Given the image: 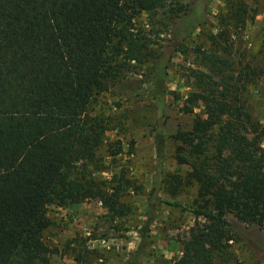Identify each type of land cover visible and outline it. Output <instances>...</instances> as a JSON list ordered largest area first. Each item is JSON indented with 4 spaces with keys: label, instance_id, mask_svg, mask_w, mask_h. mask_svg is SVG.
I'll list each match as a JSON object with an SVG mask.
<instances>
[{
    "label": "trees",
    "instance_id": "16d2710c",
    "mask_svg": "<svg viewBox=\"0 0 264 264\" xmlns=\"http://www.w3.org/2000/svg\"><path fill=\"white\" fill-rule=\"evenodd\" d=\"M209 1L0 0V264H51L58 250L45 241L50 205L98 201L112 218L132 212L122 199L131 184L125 175L98 176L108 169L105 158L122 152L120 142L116 149L106 144L105 121L93 114L98 92L117 78L123 61L138 59L145 49L133 33L143 13L173 3L175 51L203 24ZM232 20L235 27L245 22L243 14ZM161 52L152 59L151 81L163 124L170 56ZM203 59L208 71L192 72L195 84L182 109L193 115L190 128L172 136L176 164L190 170L185 177L163 173L165 138L155 125L157 169L146 219L136 229L138 243L125 264H143L157 206H177L162 199V191L174 196L196 187L190 208L196 220L181 248L172 249L179 253L172 264H230L235 239L229 217L264 230V125L242 100L245 85L237 77L247 76L249 65L230 75L226 61L212 53ZM78 248L75 264H87L89 252L81 243Z\"/></svg>",
    "mask_w": 264,
    "mask_h": 264
},
{
    "label": "rangeland",
    "instance_id": "374dc122",
    "mask_svg": "<svg viewBox=\"0 0 264 264\" xmlns=\"http://www.w3.org/2000/svg\"><path fill=\"white\" fill-rule=\"evenodd\" d=\"M177 1L185 4L189 0ZM172 7L173 3L154 14L143 13L133 22L135 38L141 39L145 49L138 59L122 62L121 73L98 92L93 106V114L98 113L105 121L106 144L116 149L120 142L122 149L120 154L105 158L108 169L98 176L109 180L112 175L123 173L131 184L124 190L122 199L133 210L124 217L112 218L98 201L66 207L48 206L51 225L45 233V241L58 250L51 256V264H75L79 243L89 252L87 264H125L138 243L136 229L146 219V198L157 169L152 139L155 125L161 128L165 138L167 158L163 173L178 172L185 177L190 170L176 164L172 136L178 130L190 128L193 115L182 109L195 84L192 72L208 71L209 64H202L206 62L205 53L226 61L229 67L218 65L224 71L229 69L230 75L231 71L249 65L247 76H237L241 80L240 87L245 85L241 97L253 117L264 125V0H210L203 24L194 28L175 51L170 41V31L176 28L169 17ZM235 14H243V25L234 26ZM160 52L165 58L170 56L164 78L167 107L163 124V117L152 101L151 81L152 59ZM211 77L219 80L217 75ZM200 109L194 112L199 113ZM195 192V186L182 188L174 196L160 192L162 199L177 206H157V216L150 228V243L142 254L143 264H172L179 255L172 249L181 248L195 223L190 212ZM228 219L235 239L230 242V264H264V230L238 223L232 217Z\"/></svg>",
    "mask_w": 264,
    "mask_h": 264
}]
</instances>
